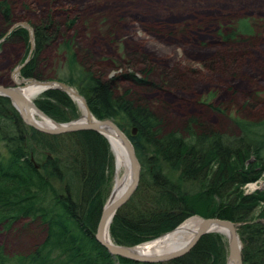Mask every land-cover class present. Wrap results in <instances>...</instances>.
<instances>
[{
	"label": "trees",
	"instance_id": "16d2710c",
	"mask_svg": "<svg viewBox=\"0 0 264 264\" xmlns=\"http://www.w3.org/2000/svg\"><path fill=\"white\" fill-rule=\"evenodd\" d=\"M0 16L8 25L6 1L0 2ZM32 28L34 52L20 76L40 81L38 58L56 39L59 27L49 15ZM253 34L248 20L242 19L222 38L237 43L238 37ZM10 36L28 40L23 28ZM59 52L67 53L68 74L53 80L75 87L96 119L112 120L129 139L140 165L136 189L109 225L112 242L135 247L198 215L236 224L242 264H264V189L243 191L264 174V117L255 120L244 114L251 101L247 99L232 115L209 105L226 117V128L190 118L182 128L166 130L148 103L117 86L123 81L137 87L148 83L133 73L104 79L84 69L71 42H64ZM232 57L226 63L215 59L206 68L212 73L219 64L224 67L240 61ZM33 101L57 124L79 117L75 103L59 89L46 90ZM111 174L112 154L101 134L91 130L58 135L39 132L24 123L9 99L0 96V229L9 232L24 223L25 228L36 225L43 234L40 242L23 253H8L0 245V264H226V242L217 233L203 235L188 253L167 262L111 256L94 238Z\"/></svg>",
	"mask_w": 264,
	"mask_h": 264
},
{
	"label": "rangeland",
	"instance_id": "374dc122",
	"mask_svg": "<svg viewBox=\"0 0 264 264\" xmlns=\"http://www.w3.org/2000/svg\"><path fill=\"white\" fill-rule=\"evenodd\" d=\"M3 1L9 4L11 19L7 25L0 16V86L9 87L16 69L28 57L32 59V26L50 15L59 27L58 35L38 58L43 79L31 78L36 82L55 81L54 76L68 74L67 53L59 52L68 41L84 69L104 79L133 73L148 83L137 87L123 81L117 86L130 89L148 103L166 130L182 128L190 118L213 128H226V117L209 105L232 115L247 99L251 108L244 114L255 120L264 117V0ZM242 19L248 20L254 34L238 37L237 43L224 41L222 35L230 34ZM23 24L30 29L26 30L27 43L8 33L11 27ZM232 56L240 61L224 67L219 64L216 72L207 70L209 62L221 59L226 63ZM141 70H148L147 75L139 73ZM113 160L112 154L107 200L113 187ZM262 189L264 174L243 191L248 194ZM42 238L36 225L25 228L20 223L9 232L0 229V245L8 253L29 251ZM224 239L229 257L228 240Z\"/></svg>",
	"mask_w": 264,
	"mask_h": 264
},
{
	"label": "bare ground",
	"instance_id": "6f19581e",
	"mask_svg": "<svg viewBox=\"0 0 264 264\" xmlns=\"http://www.w3.org/2000/svg\"><path fill=\"white\" fill-rule=\"evenodd\" d=\"M15 70V69H14ZM20 75L15 71L12 74V81L16 87V92L23 98L25 105L23 107L24 113L30 117L35 124L42 128H54V124L44 114H42L33 104V99L37 96L43 88L37 83L20 84ZM36 81V80H35ZM69 94L72 100L80 109L81 116L75 122L83 124L87 122H94L96 119L91 115L88 116L84 101L77 94V91L70 88ZM100 133L109 142L111 152L114 157V179L111 194L105 204V225L103 229V239L107 243H113L109 235V225L113 216L112 206L123 196V194L131 186L133 177L129 165L128 150L119 134L110 126H104L99 129ZM202 219L199 217H191L185 220L174 231L169 232L152 241L143 243L139 246L127 250V254L139 257H160L174 252H178L187 248L194 240ZM213 232H218L223 235L228 241L231 238V233L222 228H212ZM231 252V254H230ZM230 257L226 264H239L238 245L235 249L229 250Z\"/></svg>",
	"mask_w": 264,
	"mask_h": 264
},
{
	"label": "water",
	"instance_id": "95a60500",
	"mask_svg": "<svg viewBox=\"0 0 264 264\" xmlns=\"http://www.w3.org/2000/svg\"><path fill=\"white\" fill-rule=\"evenodd\" d=\"M21 28H23L25 30H30L26 24L21 25ZM15 29H16V26L11 27V29L9 30L8 33L10 34ZM30 37L32 38L31 40H33V37L32 36H30ZM29 60H30V58L28 57L25 60V62L19 68L16 69V72L18 75H20V70L29 62ZM34 82L39 84L43 88V90L40 93H42L46 90H49V89H59L62 92L66 93L71 98V96L69 94V90L71 87L65 83H62V82H57V81L36 82L35 80H32V79H26L25 80L22 78L20 84L34 83ZM17 88L18 87H16V85H12L9 87L0 86V96L9 99L12 106L19 113V115H20L21 119L24 121V123L26 125L34 128L35 130H37L39 132H42L45 134H50V135H58V134L74 132V131L91 130V131H95V132L101 134L99 131V129L101 127L110 126L119 134V136L124 141V143L127 147V150H128L129 165L131 168L133 181H132L131 186L123 194V196L112 206L113 216H114L116 211L118 210V208L121 205H123L128 200V198L131 196V194L134 192V190L137 187L138 181H139L140 165H139V162L135 156L133 146L131 145L127 136L125 134H123V132H121V130L110 119L95 120L94 122H87V123H83V124L76 123L75 121L77 119L73 120L69 123H66V124H57V123H55L49 119L55 125L54 128H42V127L38 126L37 124H35L34 121L24 113L23 107L25 105V102H24L23 98L16 92ZM77 94L80 98H82L78 92H77ZM82 100L84 101L83 98H82ZM84 104H85V107L87 109L88 116L90 117L92 114H91L89 108L87 107L85 101H84ZM132 134L133 135L135 134V129L132 130ZM108 144H109V142H108ZM113 216H112V218H113ZM112 218H111V221H112ZM111 221H110V223H111ZM104 225H105V211L103 208L102 214H101L100 219H99V221L96 225V228H95L94 238L103 248L106 249V251L111 256L121 257L123 259L131 260V261H135V262H146V263L167 262V261H171L173 259L179 258V257L185 255L186 253H188L189 250H191L195 246V244L198 242V240L203 235L210 234V233L219 234L218 232L211 231L212 228L226 229L231 233V238L228 241V248H229V250H231V249L234 250L235 247L238 245L239 264H242V262H241V248H242V246H241V242L239 240L238 234H237V225L230 222V221H227V220H221V219H217V218L202 219L201 224H200L199 229H198V232H197L194 240L191 242V244L187 248L180 250L178 252H174V253L164 255V256H160V257H139V256L129 255V254H127V250L130 248H133V247L128 248V247H124V246L115 245L114 243L105 242L103 239ZM230 254H231V252H230ZM229 257H230V255H229ZM229 257L227 254V258H229Z\"/></svg>",
	"mask_w": 264,
	"mask_h": 264
}]
</instances>
